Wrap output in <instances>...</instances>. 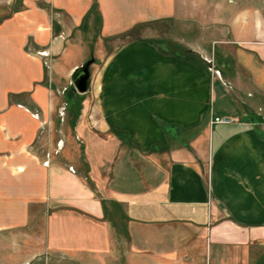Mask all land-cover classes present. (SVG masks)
<instances>
[{
	"label": "crops",
	"instance_id": "1",
	"mask_svg": "<svg viewBox=\"0 0 264 264\" xmlns=\"http://www.w3.org/2000/svg\"><path fill=\"white\" fill-rule=\"evenodd\" d=\"M94 2L104 40L186 11V25L214 31L216 52L120 46L90 66L85 97L65 99L81 108L65 144L39 51L73 50ZM41 3L70 29L54 34ZM28 108L50 123L40 144ZM220 116L234 121L212 125ZM37 207L48 213L38 241ZM122 238L166 264H204L197 250L205 264H264V0H25L0 25V264L112 262Z\"/></svg>",
	"mask_w": 264,
	"mask_h": 264
},
{
	"label": "rangeland",
	"instance_id": "2",
	"mask_svg": "<svg viewBox=\"0 0 264 264\" xmlns=\"http://www.w3.org/2000/svg\"><path fill=\"white\" fill-rule=\"evenodd\" d=\"M25 0H0V25L10 18H13L16 14L21 13L24 8ZM193 2H198V0H192ZM40 8L45 9L50 14L52 20L54 21V34H58L61 30V26L65 29H70L71 23L68 17L65 16L64 12L60 10H55L50 6H45L43 3L39 4ZM184 16H180L179 19L164 23H158L155 25H150L149 27L140 29L137 33L130 37H116L110 40H104L100 38V15L98 11H93L89 17L86 19L84 25L79 29L72 32L69 38V43L73 50H67V53L63 58L56 61V59L50 55H47L44 51H39L41 58L43 59V65L46 71V82L50 88V93L52 94V99L57 100L58 107L56 110V115L58 116L59 123L58 126L54 124L52 132L54 137H60L64 139L66 144V138L69 137V131L71 123L64 126L66 120H69L70 115L78 116L80 112L79 108L72 109V114L68 111L66 105H64L65 99L68 97L73 98H83L84 95H79L75 92L69 79V71L74 65H81L85 63L90 58H94V63L91 65V70L94 72L101 65L102 61L111 54L113 51L118 49L120 46L127 42L133 41L135 39H163L167 44L179 47H188L193 49H198L205 53L204 56L210 55L211 60L214 53V31H204L202 28H198L194 23L186 25V11L183 13ZM69 49V48H68ZM218 51V49H217ZM216 52V51H215ZM207 58V57H206ZM55 59V60H54ZM216 76H219L216 74ZM92 77V74H91ZM228 88L231 89L232 86L230 82L227 83ZM71 95V96H70ZM80 96V97H79ZM83 96V97H82ZM11 99V96L10 98ZM15 103H25L27 104L28 98H17L14 99ZM72 100V99H71ZM78 103V102H77ZM63 105V106H62ZM30 112L39 120V131H41L40 139L38 143L42 142V139L49 135L51 131L50 123L43 120L41 113L35 108H28ZM31 109L33 111H31ZM225 117V116H220ZM230 118V117H229ZM232 119V118H231ZM233 120V119H232ZM234 121V120H233ZM212 125H228L225 123H215L214 118L211 122ZM73 126V125H72ZM71 126V127H72ZM60 142H57L54 146L58 147ZM41 207L35 208L36 212L41 213L39 219L36 220L33 236L36 237V241L43 238V233L48 225V216L41 211ZM33 241V240H32ZM115 259L112 258V262L108 261L106 257L96 258V264H166L162 262L160 258H153L148 255H136L130 249L129 238L125 240L121 239L120 245L117 247ZM195 254V258L199 259L201 263L205 264L207 259L206 254L203 250L194 251L191 255ZM261 254V253H260ZM194 258L191 256L190 258ZM256 257L259 259L261 257L258 253ZM182 258V257H181ZM159 261V262H158Z\"/></svg>",
	"mask_w": 264,
	"mask_h": 264
},
{
	"label": "water",
	"instance_id": "3",
	"mask_svg": "<svg viewBox=\"0 0 264 264\" xmlns=\"http://www.w3.org/2000/svg\"><path fill=\"white\" fill-rule=\"evenodd\" d=\"M94 63V58H90L81 66L75 68L71 75V84L78 94H85L91 83L90 66Z\"/></svg>",
	"mask_w": 264,
	"mask_h": 264
},
{
	"label": "trees",
	"instance_id": "4",
	"mask_svg": "<svg viewBox=\"0 0 264 264\" xmlns=\"http://www.w3.org/2000/svg\"><path fill=\"white\" fill-rule=\"evenodd\" d=\"M96 10H97V5L94 2L88 13H92L93 11H96ZM146 27H147V24H138V25L134 26L128 32H126V33H124V34H122V35H120L118 37H130V36H133V34L137 33L140 29L146 28Z\"/></svg>",
	"mask_w": 264,
	"mask_h": 264
},
{
	"label": "built area",
	"instance_id": "5",
	"mask_svg": "<svg viewBox=\"0 0 264 264\" xmlns=\"http://www.w3.org/2000/svg\"><path fill=\"white\" fill-rule=\"evenodd\" d=\"M215 123H225V124H231L233 120L229 117H215L214 118Z\"/></svg>",
	"mask_w": 264,
	"mask_h": 264
}]
</instances>
